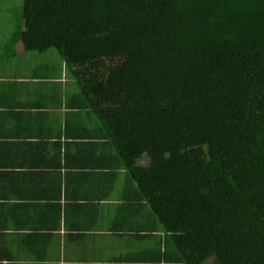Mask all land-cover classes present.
I'll return each instance as SVG.
<instances>
[{
    "label": "trees",
    "instance_id": "1",
    "mask_svg": "<svg viewBox=\"0 0 264 264\" xmlns=\"http://www.w3.org/2000/svg\"><path fill=\"white\" fill-rule=\"evenodd\" d=\"M183 264H264V0H22Z\"/></svg>",
    "mask_w": 264,
    "mask_h": 264
},
{
    "label": "crops",
    "instance_id": "2",
    "mask_svg": "<svg viewBox=\"0 0 264 264\" xmlns=\"http://www.w3.org/2000/svg\"><path fill=\"white\" fill-rule=\"evenodd\" d=\"M3 48L0 264H183L63 61Z\"/></svg>",
    "mask_w": 264,
    "mask_h": 264
},
{
    "label": "rangeland",
    "instance_id": "3",
    "mask_svg": "<svg viewBox=\"0 0 264 264\" xmlns=\"http://www.w3.org/2000/svg\"><path fill=\"white\" fill-rule=\"evenodd\" d=\"M21 14L22 0H0V53L4 49L3 45L7 43L10 34L14 32L21 19ZM49 51L52 55L56 54V57L59 58L57 52L53 48H50ZM36 52L37 51H33L32 53L37 57L41 52ZM39 57L46 58L45 54Z\"/></svg>",
    "mask_w": 264,
    "mask_h": 264
}]
</instances>
